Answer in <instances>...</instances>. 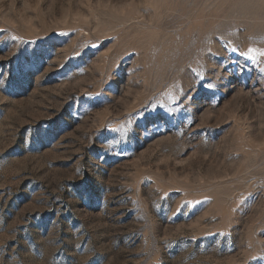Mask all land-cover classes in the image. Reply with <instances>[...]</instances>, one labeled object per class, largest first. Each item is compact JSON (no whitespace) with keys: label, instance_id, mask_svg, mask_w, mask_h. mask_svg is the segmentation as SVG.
<instances>
[{"label":"rangeland","instance_id":"374dc122","mask_svg":"<svg viewBox=\"0 0 264 264\" xmlns=\"http://www.w3.org/2000/svg\"><path fill=\"white\" fill-rule=\"evenodd\" d=\"M264 0H0V264H264Z\"/></svg>","mask_w":264,"mask_h":264},{"label":"snow or ice","instance_id":"6c2138e0","mask_svg":"<svg viewBox=\"0 0 264 264\" xmlns=\"http://www.w3.org/2000/svg\"><path fill=\"white\" fill-rule=\"evenodd\" d=\"M260 55L264 56V51H261V52H260Z\"/></svg>","mask_w":264,"mask_h":264}]
</instances>
